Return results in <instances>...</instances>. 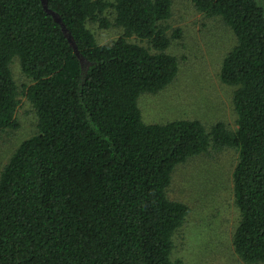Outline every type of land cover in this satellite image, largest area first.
Listing matches in <instances>:
<instances>
[{
  "label": "trees",
  "instance_id": "trees-1",
  "mask_svg": "<svg viewBox=\"0 0 264 264\" xmlns=\"http://www.w3.org/2000/svg\"><path fill=\"white\" fill-rule=\"evenodd\" d=\"M46 1L0 0V131L19 126L15 59L38 117L1 174L0 264H179L174 236L191 208L167 189L179 164L212 147L239 152L233 244L263 262L264 0H192L236 34L221 68L236 87L235 130L143 118L140 96L180 69L173 0ZM91 22L123 34L99 43Z\"/></svg>",
  "mask_w": 264,
  "mask_h": 264
},
{
  "label": "rangeland",
  "instance_id": "rangeland-1",
  "mask_svg": "<svg viewBox=\"0 0 264 264\" xmlns=\"http://www.w3.org/2000/svg\"><path fill=\"white\" fill-rule=\"evenodd\" d=\"M169 32L180 31L170 47L180 69L175 79L159 92H145L139 105L147 122L199 119L208 127L224 122L237 128L234 106L236 87L221 78L227 53L237 42L234 30L218 16L199 11L192 0H173ZM99 43H111L123 34L118 26L102 27L91 22ZM20 88L19 126L0 131V179L16 149L37 132L38 117L23 94L29 78L20 61L12 64ZM239 152L234 147L210 148L179 164L168 186L170 199L188 204L191 211L174 236L172 258L179 264H264L249 263L235 250L233 236L240 220L234 192V171Z\"/></svg>",
  "mask_w": 264,
  "mask_h": 264
},
{
  "label": "water",
  "instance_id": "water-1",
  "mask_svg": "<svg viewBox=\"0 0 264 264\" xmlns=\"http://www.w3.org/2000/svg\"><path fill=\"white\" fill-rule=\"evenodd\" d=\"M45 1V4H46V6H47V1L46 0H44ZM47 9H49L48 7H47ZM50 11V10H49ZM55 15V17L59 20V21H61L62 22V19H61V17L58 15V14H54ZM66 30V29H65ZM67 31V30H66ZM68 35H69V37H71V34L70 33H67ZM72 38V37H71ZM71 41L73 42V44H74V41L71 39Z\"/></svg>",
  "mask_w": 264,
  "mask_h": 264
}]
</instances>
